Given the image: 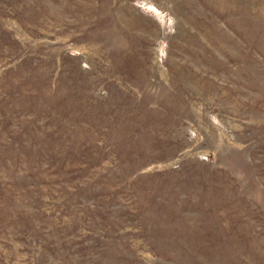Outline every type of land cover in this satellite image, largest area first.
<instances>
[{
    "label": "rangeland",
    "instance_id": "obj_1",
    "mask_svg": "<svg viewBox=\"0 0 264 264\" xmlns=\"http://www.w3.org/2000/svg\"><path fill=\"white\" fill-rule=\"evenodd\" d=\"M0 264H264V0H0Z\"/></svg>",
    "mask_w": 264,
    "mask_h": 264
}]
</instances>
